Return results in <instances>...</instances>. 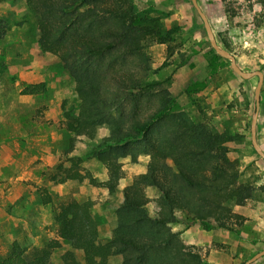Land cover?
<instances>
[{
	"label": "rangeland",
	"instance_id": "rangeland-1",
	"mask_svg": "<svg viewBox=\"0 0 264 264\" xmlns=\"http://www.w3.org/2000/svg\"><path fill=\"white\" fill-rule=\"evenodd\" d=\"M197 1L219 46L234 55L242 70L263 73L256 137L264 151V12L256 0ZM132 3L139 11L158 17L168 34L166 43L146 47L153 68L170 62L152 76L160 81L169 78L165 83L168 106L184 109L193 119L206 117L210 126L239 134L227 144L228 157L238 162L239 182L256 188L243 205H230L231 213L241 219L211 216L212 220L204 222L192 214L176 213L162 220L169 233L177 234L181 247L200 254L205 264H242L264 249V193L258 189L264 185V161L251 146L249 131L257 77L242 79L228 60L214 55L191 0ZM38 37L24 0L0 1V255L16 243L33 247L53 240L52 264H60L66 250L72 251L78 264H85L82 252L59 236L53 215L60 201L88 202L99 239L105 242L117 224L115 210L123 200L122 189L134 177H147L143 194L154 217L161 192L154 185L156 177L148 174L144 154L135 163L129 156H120L117 177L110 176L94 151V145L108 134L105 125L88 136L63 128L64 110L75 113L80 101L59 56L42 48ZM41 82L44 92L21 94L25 86ZM73 163L79 179L63 183L48 179L58 165ZM168 164L172 166L171 161ZM120 262L121 256L115 255L104 264ZM251 264H264V256Z\"/></svg>",
	"mask_w": 264,
	"mask_h": 264
},
{
	"label": "trees",
	"instance_id": "trees-1",
	"mask_svg": "<svg viewBox=\"0 0 264 264\" xmlns=\"http://www.w3.org/2000/svg\"><path fill=\"white\" fill-rule=\"evenodd\" d=\"M24 2L39 30L40 46L59 56L75 83L80 103L75 113L64 110L63 128L88 136L105 125L108 134L94 145V151L110 176L116 179L120 156H129L135 163L144 154L148 174L156 177L154 185L161 192L154 217L143 194L148 179L134 177L122 189L123 200L115 210L117 224L105 242L99 239L88 202L60 201L53 217L61 240L81 251L85 264H104L115 255L121 256L119 264H205L200 254L181 247L177 234L169 233L162 218L176 213L197 219L242 218L231 213L230 205H243L256 188L239 182L238 162L228 157L227 144L239 134L168 106L165 83L169 78L160 81L152 76L170 62L153 68L146 52L150 43H166L168 34L158 17L139 11L132 0ZM256 2L263 13L264 0ZM45 89L44 82L30 84L21 94ZM74 166L60 164L48 179L53 183L79 179ZM115 186L112 182L110 188ZM258 189L264 193V185ZM54 246L53 240L33 247L16 243L0 255V264H52ZM60 264L78 262L66 250Z\"/></svg>",
	"mask_w": 264,
	"mask_h": 264
},
{
	"label": "water",
	"instance_id": "water-1",
	"mask_svg": "<svg viewBox=\"0 0 264 264\" xmlns=\"http://www.w3.org/2000/svg\"><path fill=\"white\" fill-rule=\"evenodd\" d=\"M191 3L197 12L198 16L200 17L203 27L207 36V39L209 41V44L211 48L215 51L216 54H218L220 57L223 59H226L230 63L231 69L242 79H250L252 77H257V83L254 88V102H255V109H254V114L251 118L250 122V143L255 151V153L264 161V151L260 147L257 137H256V123H257V116H258V111L260 108V91H261V86L263 82V73L260 70H255V71H244L242 70L236 60L233 54H231L229 51L226 49L222 48L219 46L218 42L216 41L214 32L212 30L211 24L208 20V17L204 13V11L201 9L200 5L198 4L197 0H191ZM264 256V249L256 252L254 255H252L250 258L245 260L242 264H251L254 261H256L258 258Z\"/></svg>",
	"mask_w": 264,
	"mask_h": 264
},
{
	"label": "crops",
	"instance_id": "crops-1",
	"mask_svg": "<svg viewBox=\"0 0 264 264\" xmlns=\"http://www.w3.org/2000/svg\"><path fill=\"white\" fill-rule=\"evenodd\" d=\"M138 172H140V171H137V173H138ZM209 219H210V218H208V219L204 220V222H208V221H209ZM210 220H212V219H210ZM199 230H200V229H199ZM204 243H205V242H204Z\"/></svg>",
	"mask_w": 264,
	"mask_h": 264
}]
</instances>
